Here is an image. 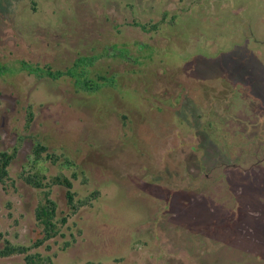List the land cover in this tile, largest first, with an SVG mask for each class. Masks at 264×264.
I'll list each match as a JSON object with an SVG mask.
<instances>
[{"label":"rangeland","instance_id":"obj_1","mask_svg":"<svg viewBox=\"0 0 264 264\" xmlns=\"http://www.w3.org/2000/svg\"><path fill=\"white\" fill-rule=\"evenodd\" d=\"M110 46L151 59H99L91 70L117 89L93 98L68 77L19 69L65 71ZM0 66L11 70L0 74V152L17 148L0 184V248L53 264H264V0H0ZM37 142L59 161L36 170L68 177L76 199L99 196L32 248L41 191L21 175ZM65 191L51 198L68 213Z\"/></svg>","mask_w":264,"mask_h":264},{"label":"trees","instance_id":"obj_2","mask_svg":"<svg viewBox=\"0 0 264 264\" xmlns=\"http://www.w3.org/2000/svg\"><path fill=\"white\" fill-rule=\"evenodd\" d=\"M133 24L134 26L140 27L142 31L148 33L156 32L158 30V26L156 24L149 26L139 25L137 22H134ZM145 49L149 50V47L144 45L140 47L138 51L146 52ZM151 53L152 52L149 51L148 55H139L138 57L132 58L129 56V51L126 48L110 46L105 49L104 54L77 57L73 63L65 69V71H53L49 66L40 67L23 61L20 63L19 69L27 72L29 75H32L37 79L48 78L55 81L61 77H68L73 81L74 87L78 90V92H82L84 95L89 97L92 96L93 98L95 94L102 93L105 89H117L115 79L113 77H108V72L105 73V71H98L96 69L94 71L91 70L99 59L102 57L116 58L130 62V64L132 63L131 65L141 67L143 65L141 60L151 59ZM7 71L9 72L11 70L0 66V74ZM125 94L132 97L128 92ZM96 100L98 101V99ZM32 118V113H29L27 117V126L31 123ZM122 118L124 119V117ZM221 118L222 117L220 116L218 118L220 119V123L225 122L222 121ZM221 138L224 140L222 143L226 146H224L226 150L233 149L232 145L237 143H230L229 141H231V139L227 134H223ZM218 142H221V140H218ZM16 151L17 148L15 147L11 151L0 152L1 185H6L9 180V167L16 156ZM43 153H46L44 157ZM38 161H49L52 164H56L59 159L58 157L47 153V148L37 142L34 145L33 158L30 162V169L33 172H29L27 175H23L24 173L21 175L23 181L27 185L41 191V199L34 210V216L37 225L41 228L42 238L36 240V242L32 245V248H39L45 242H48L58 235L63 236L61 228L67 224L69 217L72 214H75L79 208L91 205V202L96 200L99 196L98 192H93L86 199H76L77 195L73 190V184L70 179L60 174L54 178H49L48 180L46 176L41 174L40 170H36ZM64 163L69 166L73 165L68 159H64ZM72 177L76 178V174H72ZM54 185H59L66 189V204L70 210L68 213L65 211L59 212L56 202L51 198V189ZM1 237L2 235L0 234V239ZM65 245L69 246V243H66ZM30 249V247L12 245L9 241L3 240V247L0 248V257L5 258L13 255H23L24 264H53L50 256H43L39 252L29 253Z\"/></svg>","mask_w":264,"mask_h":264}]
</instances>
